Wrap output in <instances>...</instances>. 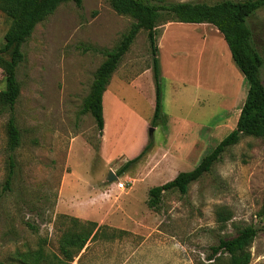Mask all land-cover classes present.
I'll return each mask as SVG.
<instances>
[{
    "label": "rangeland",
    "instance_id": "rangeland-1",
    "mask_svg": "<svg viewBox=\"0 0 264 264\" xmlns=\"http://www.w3.org/2000/svg\"><path fill=\"white\" fill-rule=\"evenodd\" d=\"M167 1L214 5L224 0ZM171 18L170 14H162L158 34L162 32V21ZM133 22L131 17L117 14L109 0H84L82 8L64 3L37 25L24 44V61L13 76L22 140L15 152L17 167L7 192H3V185L7 177L9 114L0 104V264L36 263L39 253L43 256L39 264H55V257L64 259L60 250L63 236L88 229L87 222L103 228L97 239L89 241L68 264H229L227 254L213 256L212 249L221 239L235 237L248 225L258 230L250 264H264L262 139L243 137L224 152L211 172L190 185L186 195L165 192L157 210L147 205L149 190L173 180L179 172L195 169L232 131H225L223 137L208 145L204 139L197 156L176 172L164 165L165 140L159 127L152 137L153 145L160 148L153 146L124 173L128 177L121 175L127 190H117L108 182L109 172L120 174L127 158L136 156L147 135L149 139V129L146 131L140 120L150 123L155 112L147 31L137 35L112 76L104 102L103 132L94 117L81 114V109L106 51L120 43ZM247 25L263 60L259 77L264 84V9L249 18ZM9 26L10 20L0 9V47ZM193 27L195 24L175 23L163 39L160 37L166 72L162 80L164 111L176 112L188 123L204 126H215L220 116L219 122L231 127L238 109L232 112L226 101H230L232 90L238 88L244 76L229 47L224 52L214 34L206 33L203 38L198 27ZM195 56L204 60L200 74H193L190 66ZM208 58L212 62L210 77L206 76ZM175 60L183 67H175ZM11 66V52L0 55V95ZM221 94H228L227 99L221 101ZM196 98L203 101L196 104ZM201 136L205 138L203 133ZM67 183L66 200L62 201L68 206L65 212L59 207V196L62 184ZM219 213L230 220L220 222ZM74 218L81 222L75 225ZM121 230L127 233L120 234Z\"/></svg>",
    "mask_w": 264,
    "mask_h": 264
},
{
    "label": "trees",
    "instance_id": "trees-1",
    "mask_svg": "<svg viewBox=\"0 0 264 264\" xmlns=\"http://www.w3.org/2000/svg\"><path fill=\"white\" fill-rule=\"evenodd\" d=\"M84 0H0V9L10 20V26L4 36V43L0 47V55L11 52L12 66L6 79V88L1 92L0 104L2 110L9 114L6 125L7 131V177L3 185V192L11 189L16 171L15 152L21 145L22 134L17 123L16 101L18 89L13 76L17 66L24 61L23 46L31 37L37 25L48 16L53 15L64 3L72 2L82 8ZM112 9L121 16L131 17L134 22L130 30L123 36L120 43L112 50L106 51L105 61L94 74L88 95L83 101L81 114H91L100 132L105 129L103 97L107 91L113 74L118 69L123 57L129 51L137 35L142 31L148 32V41L152 54V72L155 84V112L150 123L152 127L159 125L162 119L163 88L162 68L159 58L158 31L163 13L172 15L170 20L162 21L191 24H210L216 27L224 36L232 57L246 78L249 90L242 106L236 128L225 137L199 165L190 172H180L173 180L152 187L149 190L147 205L157 210L162 202L165 192L178 191L182 195L189 192L190 185L200 180L205 174L211 172L224 152L237 145L243 137L251 136L264 141V84L259 77V67L263 64L260 53L252 42V31L247 21L257 11L264 9V0H246L235 2L224 0L214 5L205 3H171L167 0H109ZM153 148V137L149 136L147 145L140 154L127 161L121 168L120 177L131 166L138 163ZM260 215H264V202ZM220 222L230 220L229 216L219 213ZM75 225L80 219L74 218ZM89 228L78 232L70 231L61 239L60 250L64 259L56 258L55 264H68L79 256L87 243L97 239L102 226L96 222H87ZM127 231L121 230L120 234ZM258 230L253 225L238 230V234L230 239H221L213 247V256L225 253L229 256V264H250L252 261L251 247L256 239ZM42 260V253H39ZM212 260V259H209Z\"/></svg>",
    "mask_w": 264,
    "mask_h": 264
},
{
    "label": "crops",
    "instance_id": "crops-1",
    "mask_svg": "<svg viewBox=\"0 0 264 264\" xmlns=\"http://www.w3.org/2000/svg\"><path fill=\"white\" fill-rule=\"evenodd\" d=\"M175 23H180V22H168V23L164 24L162 26V32L159 33V35H158L159 58H160V62H161L163 79L166 76L165 75L166 72L164 71V65L162 62L163 60L161 59V41L162 40L160 37L162 36V39H163L165 34L167 33V31L169 30V28L173 27ZM184 24H191V23H184ZM195 26L196 27H193V28L196 29L198 27L199 32H201L200 33L201 37L206 38V33L214 34L215 37L217 38V42L220 44L222 43L221 46H222L224 52L226 50L227 51L230 50V49L228 50V45L224 39V36L219 32V30L216 27H214L210 24H208V25L195 24ZM231 56H232V54H231ZM231 56H230V60H231ZM195 57H196L195 60L191 62L190 66L193 70V74H197L198 72L200 74V73H202L201 68H202V63H204V60L201 58V56H195ZM232 59H233V57H232ZM233 61H234V59H233ZM198 62L201 63V67L198 66ZM207 63H208V66H206V76L210 77L213 73H212V66H211L212 62L209 58H208ZM174 65H175V67H177L179 69L183 67L182 62H179L176 60L174 61ZM233 70H235V69H233ZM235 72H237V71L235 70ZM239 80H240V84H239L238 88L236 87L234 90H232V92L230 94V101L229 102L226 101L227 102L226 105L228 106V108H232L231 109L232 112H234L235 109H238V112L234 115V118H232V120H231V123L233 124L231 127L228 125L221 124L219 122L220 116H219L218 120L216 121L215 126H213L212 124H205L207 126L206 127L204 125H201V124L198 125V124H195L193 122L188 123V121L186 119H184L180 114H177L176 112H174V113L165 112L164 111V94H163L162 119L159 121L160 122L159 125L154 127L155 128L154 133L159 129V127H161V129L163 130L164 140H165L164 143L165 144L162 146V150H163V155L167 156V160L164 163V165H166L167 168H170L173 171L179 172L178 167L180 165H183L184 163H188V160L191 157L197 156V154L199 153L200 147L204 146L203 142H202L204 139H207L206 144L208 145V142L210 143V141H213L215 139L223 137V135H224L223 133L225 131H233L236 128V125H237V122H238V119H239V116L241 113L242 106L246 100L247 93L249 90V84H248L246 78L244 77V79H243V77H240ZM184 85H186V83H184ZM106 92H105L104 97H103V107H104V102H105V96L107 97L109 94V92L108 93H106ZM221 93H223V92H221ZM227 97H228V94H224V96L221 94L220 100L222 101V99H225V98L227 99ZM194 100H195L196 104H198V103L200 104V102L203 101V100H200V98H196ZM120 104H121V102H120ZM219 114L220 113L218 111V115ZM140 120L145 124L146 131L151 128L150 127L151 122L146 123L141 118H140ZM229 121H230L229 119L226 120V122H229ZM189 124H190V126H189ZM105 126H106V122H105ZM202 133L205 135V138H204V136H201ZM147 143H148V135H147L146 142H144V144H142V146H140V148L137 150L136 156H138V154H140V152L147 145ZM154 148L159 149L160 147H156V144H155ZM154 148H152V149H154ZM102 152L103 153L105 152V154L107 152V150H105L104 146H103ZM134 152H135V150H133L130 154H134ZM136 156H134L130 159L127 158V161L135 158ZM114 173H116V172H114ZM116 175H117V173H116ZM124 175H123V178H126L129 176V174H124ZM120 177H118V179L121 180ZM64 184H62V187L60 190V196H59L60 197L59 207L62 208L61 210H65L68 207L62 203V201L65 202V200H66V198L64 196V188L66 186H69V183H67L66 185H64ZM65 212H68V211L65 210ZM75 214H81L82 215V213H79V212H77Z\"/></svg>",
    "mask_w": 264,
    "mask_h": 264
},
{
    "label": "water",
    "instance_id": "water-1",
    "mask_svg": "<svg viewBox=\"0 0 264 264\" xmlns=\"http://www.w3.org/2000/svg\"><path fill=\"white\" fill-rule=\"evenodd\" d=\"M154 130H155L154 127H151L149 129V135L150 136H152L154 134ZM117 180H118V176L116 175V173H114V171L111 170L109 172V175H108V182L109 183H115Z\"/></svg>",
    "mask_w": 264,
    "mask_h": 264
},
{
    "label": "built area",
    "instance_id": "built-area-1",
    "mask_svg": "<svg viewBox=\"0 0 264 264\" xmlns=\"http://www.w3.org/2000/svg\"><path fill=\"white\" fill-rule=\"evenodd\" d=\"M113 185L116 186L117 190H120V191H126L127 190L126 183L120 181V179H118L115 183H113Z\"/></svg>",
    "mask_w": 264,
    "mask_h": 264
}]
</instances>
